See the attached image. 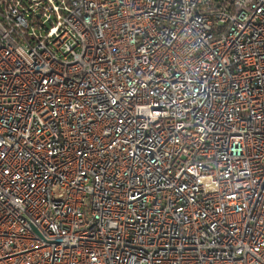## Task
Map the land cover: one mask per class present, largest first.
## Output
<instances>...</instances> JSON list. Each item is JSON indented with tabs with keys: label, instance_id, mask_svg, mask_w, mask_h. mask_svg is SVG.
<instances>
[{
	"label": "built area",
	"instance_id": "obj_1",
	"mask_svg": "<svg viewBox=\"0 0 264 264\" xmlns=\"http://www.w3.org/2000/svg\"><path fill=\"white\" fill-rule=\"evenodd\" d=\"M0 264H264V0H0Z\"/></svg>",
	"mask_w": 264,
	"mask_h": 264
}]
</instances>
